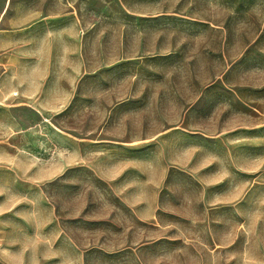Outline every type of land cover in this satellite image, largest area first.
Wrapping results in <instances>:
<instances>
[{
    "label": "rangeland",
    "instance_id": "374dc122",
    "mask_svg": "<svg viewBox=\"0 0 264 264\" xmlns=\"http://www.w3.org/2000/svg\"><path fill=\"white\" fill-rule=\"evenodd\" d=\"M46 2L47 14L59 9ZM61 10L78 39L58 33L47 47L69 52V66L77 41L79 73L52 124L124 142L126 191L159 193L158 215L140 221L99 168L68 170L58 198L77 264H264V0H63Z\"/></svg>",
    "mask_w": 264,
    "mask_h": 264
},
{
    "label": "crops",
    "instance_id": "0c3cea01",
    "mask_svg": "<svg viewBox=\"0 0 264 264\" xmlns=\"http://www.w3.org/2000/svg\"><path fill=\"white\" fill-rule=\"evenodd\" d=\"M10 5L6 0L0 11V264H77L79 244L66 229L58 198L68 170L99 168L119 203L140 221L158 215V189L147 197L126 191L124 142H84L52 124L73 102L79 73L77 41L69 66L63 58L69 52L55 42L47 47L58 33L78 39V20L62 14L63 0L50 14L46 0H21L6 15ZM62 20L70 25L61 26Z\"/></svg>",
    "mask_w": 264,
    "mask_h": 264
}]
</instances>
